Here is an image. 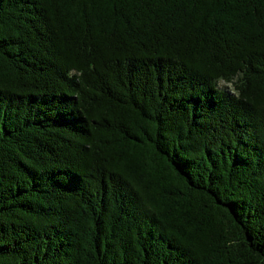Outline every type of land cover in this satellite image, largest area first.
I'll list each match as a JSON object with an SVG mask.
<instances>
[{
	"label": "trees",
	"instance_id": "1",
	"mask_svg": "<svg viewBox=\"0 0 264 264\" xmlns=\"http://www.w3.org/2000/svg\"><path fill=\"white\" fill-rule=\"evenodd\" d=\"M0 264H264V0H0Z\"/></svg>",
	"mask_w": 264,
	"mask_h": 264
}]
</instances>
